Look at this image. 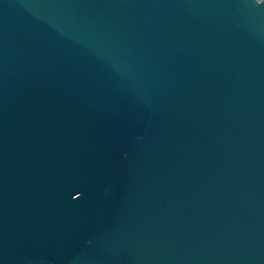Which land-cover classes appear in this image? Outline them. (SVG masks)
Here are the masks:
<instances>
[{"label":"water","instance_id":"95a60500","mask_svg":"<svg viewBox=\"0 0 264 264\" xmlns=\"http://www.w3.org/2000/svg\"><path fill=\"white\" fill-rule=\"evenodd\" d=\"M0 264H264V0H0Z\"/></svg>","mask_w":264,"mask_h":264}]
</instances>
